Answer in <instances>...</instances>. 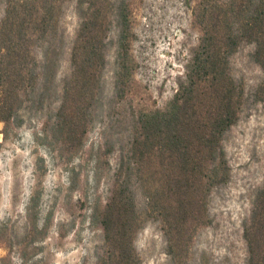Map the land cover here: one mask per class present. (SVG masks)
Segmentation results:
<instances>
[{
	"label": "trees",
	"instance_id": "trees-1",
	"mask_svg": "<svg viewBox=\"0 0 264 264\" xmlns=\"http://www.w3.org/2000/svg\"><path fill=\"white\" fill-rule=\"evenodd\" d=\"M1 1L0 123L5 131L20 127L24 106L43 111L42 139H50L59 156L71 158L83 145L90 116L103 110L101 74L113 23L119 30L112 97L130 94L132 72L124 47L129 4ZM71 4L80 24L67 42L62 19ZM191 14L198 43L172 98L162 108L130 116L109 196L92 210L91 222L103 234L95 264H142L135 241L150 220L161 224L170 264H185L189 244L209 224L212 192L229 179L223 140L246 101L231 58L250 45L251 61L264 73V0H195ZM65 57L69 72L59 79ZM32 228L37 229L35 220ZM243 239L245 264H264V186L256 192Z\"/></svg>",
	"mask_w": 264,
	"mask_h": 264
},
{
	"label": "rangeland",
	"instance_id": "rangeland-1",
	"mask_svg": "<svg viewBox=\"0 0 264 264\" xmlns=\"http://www.w3.org/2000/svg\"><path fill=\"white\" fill-rule=\"evenodd\" d=\"M126 2L129 31L124 47L132 72L126 86L130 94L112 97L119 30L113 23L101 74L103 110L90 116L89 130L76 154L59 156L55 144L42 139L43 111L24 106L20 127L5 131L0 123V264L97 262L103 234L91 222V213L109 196L119 149L128 141L130 116L162 108L172 98L200 34L191 14L195 0ZM4 9L0 0V22ZM62 23L70 42L80 24L72 4ZM251 51L252 46H244L231 58L246 101L223 140L229 179L212 192L209 224L195 234L183 255L185 264H245L243 225L256 192L264 186V73L252 63ZM68 72L65 57L59 79ZM166 246L161 224L153 220L135 241L142 264H170Z\"/></svg>",
	"mask_w": 264,
	"mask_h": 264
}]
</instances>
